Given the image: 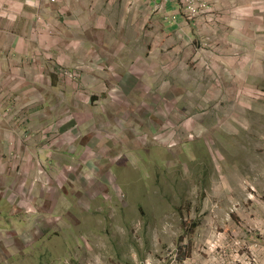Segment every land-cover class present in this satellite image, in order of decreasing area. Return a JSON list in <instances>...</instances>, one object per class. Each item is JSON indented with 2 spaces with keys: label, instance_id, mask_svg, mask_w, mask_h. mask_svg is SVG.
I'll use <instances>...</instances> for the list:
<instances>
[{
  "label": "rangeland",
  "instance_id": "1",
  "mask_svg": "<svg viewBox=\"0 0 264 264\" xmlns=\"http://www.w3.org/2000/svg\"><path fill=\"white\" fill-rule=\"evenodd\" d=\"M258 64L248 87H212L206 102L163 111L154 99L118 104L119 89L57 90L68 99L46 104L41 136L28 127L40 158L15 142L0 159V195L15 205L0 201V264L262 259L264 244L252 254L264 231V58Z\"/></svg>",
  "mask_w": 264,
  "mask_h": 264
},
{
  "label": "crops",
  "instance_id": "2",
  "mask_svg": "<svg viewBox=\"0 0 264 264\" xmlns=\"http://www.w3.org/2000/svg\"><path fill=\"white\" fill-rule=\"evenodd\" d=\"M211 5L204 20L191 23L177 0H0V159L15 142L26 143L33 155L43 151L28 127L44 128L46 104L68 99L61 88L78 87L91 97L89 87L119 89L118 104L154 99L151 104L163 111L206 102L212 87L250 86V74L264 58V0ZM19 108L27 109V122L16 137ZM63 134L59 130L60 142ZM0 201L15 207L5 195ZM257 236L263 245L264 231Z\"/></svg>",
  "mask_w": 264,
  "mask_h": 264
},
{
  "label": "built area",
  "instance_id": "3",
  "mask_svg": "<svg viewBox=\"0 0 264 264\" xmlns=\"http://www.w3.org/2000/svg\"><path fill=\"white\" fill-rule=\"evenodd\" d=\"M177 2L180 4L187 21L191 23H198L204 20L212 8L211 0H177ZM260 248V243H255L252 254L254 255L256 249ZM245 259L248 260V264H252L249 263L250 260H254V264H264V257L262 259L259 257H253L252 259L246 257Z\"/></svg>",
  "mask_w": 264,
  "mask_h": 264
}]
</instances>
